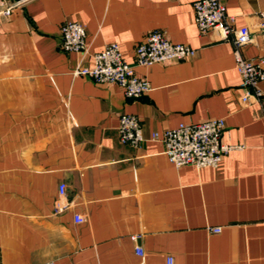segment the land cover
Wrapping results in <instances>:
<instances>
[{
	"label": "crops",
	"instance_id": "0c3cea01",
	"mask_svg": "<svg viewBox=\"0 0 264 264\" xmlns=\"http://www.w3.org/2000/svg\"><path fill=\"white\" fill-rule=\"evenodd\" d=\"M223 1L251 30L246 58L264 57V0ZM194 2L25 0L0 15V264H264V103H241L232 40L201 32ZM70 21L85 26L82 52L61 47ZM154 30L196 55L135 65L145 95L73 75L113 42L135 64ZM122 114L140 119L139 146L120 141ZM211 118L241 146L217 167H176L148 139ZM60 182L76 205L56 212Z\"/></svg>",
	"mask_w": 264,
	"mask_h": 264
},
{
	"label": "built area",
	"instance_id": "2783aa9c",
	"mask_svg": "<svg viewBox=\"0 0 264 264\" xmlns=\"http://www.w3.org/2000/svg\"><path fill=\"white\" fill-rule=\"evenodd\" d=\"M25 0H0V15H9ZM195 23L201 32L218 31L223 37L231 38L234 46L235 67L241 78L244 106L264 103V57L258 60L246 58L244 47L251 42V30L248 27H233L227 15L223 0H195ZM61 47L66 52H82L86 49L85 26L78 21L66 22L61 27ZM196 55V49L188 44L173 43L162 30L150 32L135 49V64L127 62L119 43L113 42L95 53L92 65H79L73 70L75 76H87L98 83L118 85L128 97L137 98L152 90L149 80L140 78L135 65L151 66L166 60H183ZM225 128L223 118H211L197 123L182 122L176 127L162 132L154 131L149 140L164 143L163 153L176 167L194 165L197 168L217 167L223 157L231 150L241 147L221 141ZM119 139L123 144L139 146L147 138L144 135L140 119L134 114H122L119 118ZM76 205L69 196L66 182H60L55 201V211L61 212ZM77 222L83 221L81 215H75ZM220 226L208 227L213 233L221 231ZM133 240L139 235L131 237ZM138 254L143 251L136 246ZM43 264H55L46 262ZM166 264H174V258L167 257Z\"/></svg>",
	"mask_w": 264,
	"mask_h": 264
}]
</instances>
